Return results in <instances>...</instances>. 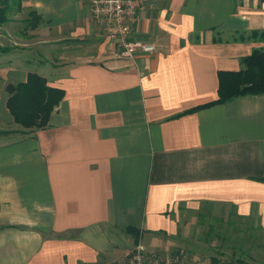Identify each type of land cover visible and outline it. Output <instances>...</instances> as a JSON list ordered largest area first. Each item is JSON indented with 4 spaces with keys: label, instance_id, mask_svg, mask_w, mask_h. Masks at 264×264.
<instances>
[{
    "label": "crops",
    "instance_id": "0c3cea01",
    "mask_svg": "<svg viewBox=\"0 0 264 264\" xmlns=\"http://www.w3.org/2000/svg\"><path fill=\"white\" fill-rule=\"evenodd\" d=\"M23 5L38 26L1 33L15 45L0 58L15 126L1 130L15 132L0 136V264H115L129 229L147 252L176 253L162 242L184 240L186 214L264 228V93L205 107L219 72L264 50V0H157L131 30L155 51L129 60L83 0ZM29 73L63 96L44 128L21 132L5 88Z\"/></svg>",
    "mask_w": 264,
    "mask_h": 264
},
{
    "label": "trees",
    "instance_id": "16d2710c",
    "mask_svg": "<svg viewBox=\"0 0 264 264\" xmlns=\"http://www.w3.org/2000/svg\"><path fill=\"white\" fill-rule=\"evenodd\" d=\"M20 4L21 0H0V25L8 21L7 15L19 11ZM28 23L32 29L37 27L40 23L39 16L30 12ZM255 36L264 41V32L255 34ZM0 51L5 52L6 50ZM242 62L244 67L238 72L230 75L224 72L218 73V99L206 104L205 107L225 103L243 95L264 93V50L254 51ZM5 91L8 96L6 108L13 122L20 126L21 132L44 128L51 111L63 96L61 90L48 87L44 78L36 73H29L24 83L8 84ZM14 132L13 130H0V136ZM261 181L264 183V177ZM127 232L133 237L135 245L138 244L139 232L131 229ZM210 260L213 264H226L217 258Z\"/></svg>",
    "mask_w": 264,
    "mask_h": 264
},
{
    "label": "rangeland",
    "instance_id": "374dc122",
    "mask_svg": "<svg viewBox=\"0 0 264 264\" xmlns=\"http://www.w3.org/2000/svg\"><path fill=\"white\" fill-rule=\"evenodd\" d=\"M24 2L25 0H21L19 11L7 15L8 21L0 25V50H8L9 46H15L13 43L4 41L1 34L10 29L9 22H19L26 18L30 20V11L24 8ZM17 13L20 14L15 15ZM21 26L24 27L22 24L18 25V27ZM2 53L3 51H0V58ZM1 105L0 102V110ZM14 126L13 124H6L0 111V130L1 128L10 129ZM186 215L187 236L184 240L179 238L174 242L170 239H164L162 242L164 246L169 247L173 243L175 244L174 249H178V252L188 254L194 259L217 258L226 264H264V228L258 227L253 220H241L233 214H230L227 220L224 217L223 219L213 217L209 213H203L199 219L191 218L189 214ZM196 222L199 224V228L195 227ZM145 252L161 257L172 251L161 249L154 252L145 250Z\"/></svg>",
    "mask_w": 264,
    "mask_h": 264
},
{
    "label": "built area",
    "instance_id": "2783aa9c",
    "mask_svg": "<svg viewBox=\"0 0 264 264\" xmlns=\"http://www.w3.org/2000/svg\"><path fill=\"white\" fill-rule=\"evenodd\" d=\"M157 0H83L91 19L105 27V37L113 45V56L129 60L137 53L152 54L155 46L131 36L132 27L140 16ZM115 264H213L210 259H194L188 254H148L141 244L134 245L130 254Z\"/></svg>",
    "mask_w": 264,
    "mask_h": 264
}]
</instances>
